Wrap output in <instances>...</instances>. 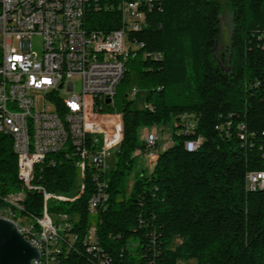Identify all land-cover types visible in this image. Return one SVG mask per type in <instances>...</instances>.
Returning <instances> with one entry per match:
<instances>
[{"label": "trees", "instance_id": "trees-1", "mask_svg": "<svg viewBox=\"0 0 264 264\" xmlns=\"http://www.w3.org/2000/svg\"><path fill=\"white\" fill-rule=\"evenodd\" d=\"M99 2L97 9L91 4L85 10L86 26L102 32L119 27L120 0ZM226 3L231 12L227 67L213 56L219 0H151L142 7L143 24L128 34L142 45L124 63L112 105L102 107L121 117L115 163L102 177L107 199L94 214L88 212L95 185L86 171L73 200L47 201L49 214L77 218L71 228L75 248L60 255L59 264L98 261L84 243L91 225L96 251L107 254L108 264H178L188 258L197 264H264V188L245 187L248 171L264 170V0ZM132 75L135 97L143 94L141 108L127 95ZM182 116L195 122L192 132H183ZM171 121L170 144L155 153L150 172L137 176L127 193L134 152L146 148L138 128ZM197 138L196 149L184 146ZM32 156H45L35 168L36 189L18 178L11 139L0 133V206L8 204L20 221H27V214L42 215L37 189L72 194L76 179V160L68 151ZM18 191L22 200L6 197ZM174 238L178 242L172 245Z\"/></svg>", "mask_w": 264, "mask_h": 264}, {"label": "built area", "instance_id": "built-area-1", "mask_svg": "<svg viewBox=\"0 0 264 264\" xmlns=\"http://www.w3.org/2000/svg\"><path fill=\"white\" fill-rule=\"evenodd\" d=\"M99 1L0 0V99H4V108H0V133L11 139L17 157V176L25 187L36 189L32 179L36 166L45 156H32L31 146L68 151V158L77 161L78 169L79 184L72 194L37 189L44 201L41 216L27 214V221H18V214L12 213L8 204L0 206V217L22 229L31 238L32 246L46 249V257H38L32 264H59V256L75 248L76 235L71 228L76 216L49 214L48 200H65V196H72L73 200L77 192L82 191L86 171L95 185L87 204L88 212L94 214L107 199L106 182L102 177L110 166L105 135L98 124L104 114L111 112L103 111L102 107L112 105L124 63L142 45L128 34L141 27L142 7L148 6L151 0H120L121 25L107 32L86 26L85 10L91 4L97 9ZM101 5L107 9L109 3L103 1ZM33 34L41 35L40 55L31 50ZM13 39L17 40V48L12 45ZM74 76L80 78L79 92H74ZM39 90L43 91L41 107L36 94ZM61 91L67 92L66 97ZM136 92V87L129 88L128 98L135 97ZM107 98H110L109 103ZM28 112H36L39 117L38 140H31L26 134ZM181 118L184 119L183 132H192L195 122ZM144 140L145 150H136L134 154L154 157L157 136L148 132ZM200 142V138L189 139L184 146L196 149ZM261 185H264V170L245 174L248 190ZM8 196L22 200L24 193L18 191ZM6 197L3 198L5 203ZM95 242V227L91 225L84 236V243L89 244L87 251L95 250L98 261L94 264H108L109 257L104 252L98 255Z\"/></svg>", "mask_w": 264, "mask_h": 264}, {"label": "rangeland", "instance_id": "rangeland-1", "mask_svg": "<svg viewBox=\"0 0 264 264\" xmlns=\"http://www.w3.org/2000/svg\"><path fill=\"white\" fill-rule=\"evenodd\" d=\"M220 1V14H219V33L216 40V45L214 47L213 56L216 61L223 67H227L229 49H230V34H231V12L226 3V0ZM30 45L31 50L36 54L40 55L41 53V35L33 34L30 36ZM12 45L14 48H17V40H12ZM74 92H79L80 90V78L78 76L73 77ZM136 87L134 75L131 76V82L129 88ZM39 95L38 103L39 107H41V97L43 95V91L39 90L36 92ZM62 96L66 97L67 92L61 91ZM134 106L137 108H141L144 105V98L142 92L138 91V95L133 97ZM100 130L105 135L104 143L106 145V150L108 151L107 160L109 166L113 168L115 163V153L118 149V141L120 138L121 132V123H120V114L119 111L113 110L109 113L104 114L103 118L99 121ZM173 121L165 124V125H152V126H140L137 130L138 137L140 139L145 138L148 131L153 132L157 136V142L155 147L168 146L170 144V134L172 132ZM160 150V148H159ZM158 150V151H159ZM157 152V151H156ZM155 157L149 158L143 154H138L134 156V161L132 165V169L126 176L125 189L128 193L136 179L141 173L147 175L153 164ZM78 169L76 165V179L72 189V193L77 190L79 179H78ZM178 240L174 238L172 240V245L177 243ZM178 264H197L194 258H188L180 260Z\"/></svg>", "mask_w": 264, "mask_h": 264}, {"label": "water", "instance_id": "water-1", "mask_svg": "<svg viewBox=\"0 0 264 264\" xmlns=\"http://www.w3.org/2000/svg\"><path fill=\"white\" fill-rule=\"evenodd\" d=\"M110 102V98L106 99ZM39 257L37 249L19 232L11 220L0 217V264H32Z\"/></svg>", "mask_w": 264, "mask_h": 264}, {"label": "bare ground", "instance_id": "bare-ground-1", "mask_svg": "<svg viewBox=\"0 0 264 264\" xmlns=\"http://www.w3.org/2000/svg\"><path fill=\"white\" fill-rule=\"evenodd\" d=\"M0 108H4V99H0ZM38 124H39V117H37L36 112H28V123H26V134H29V139L31 140H38ZM187 149H190L192 147H186ZM54 151H64L62 149L58 148H41L38 146H31V154H41L45 152H54ZM155 157V153H154ZM75 165H77V161L75 162ZM258 188H264V185L257 186ZM18 221H20L18 219ZM23 221V220H22ZM19 232L24 236V238L31 244V238H27V235L24 234V231L22 229H18ZM39 257H46V249H43V247H36Z\"/></svg>", "mask_w": 264, "mask_h": 264}, {"label": "crops", "instance_id": "crops-1", "mask_svg": "<svg viewBox=\"0 0 264 264\" xmlns=\"http://www.w3.org/2000/svg\"><path fill=\"white\" fill-rule=\"evenodd\" d=\"M148 132H150V131H148ZM148 132H147V133H148ZM165 147H166V146H162V147H160V146H159L158 148H157V147H155V151H158V150H159V148H160V150H163ZM160 150H159V151H160ZM154 159H155V158H154Z\"/></svg>", "mask_w": 264, "mask_h": 264}]
</instances>
